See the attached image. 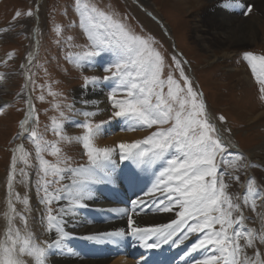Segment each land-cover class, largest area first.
Returning <instances> with one entry per match:
<instances>
[{"label": "snow or ice", "instance_id": "6c2138e0", "mask_svg": "<svg viewBox=\"0 0 264 264\" xmlns=\"http://www.w3.org/2000/svg\"><path fill=\"white\" fill-rule=\"evenodd\" d=\"M69 3L74 5L78 26L86 36V50L76 54V61L94 67L98 58L112 57L102 66L103 76H83L79 102L84 110L77 109L75 101L67 106L70 112L83 111L85 121L81 126L86 134L82 137V155L86 156V162L73 164L70 158H64L63 167L59 166L60 148L43 140L37 142L40 134L34 126L37 121L35 109L30 98H25L24 118L19 122L21 133L17 138L23 139L27 134L33 141L38 166L32 163L31 154L23 143L12 149L7 173V228L0 239V264H33L29 259L33 257L35 264H50L48 253L53 249L58 254L67 251L78 255L65 243L74 237L114 246L122 242L117 238L131 237L146 253L137 264H150L149 254L153 249H162L166 244L180 248L193 237L197 238L179 255V264H187L193 253L203 254L195 264H264V251L258 247L264 246V211L257 210L264 209V187L261 186L264 180L258 183L250 172L251 169H264V162L252 163L225 136L231 129L222 131L216 118L208 112L203 93L195 89L186 74L184 65L188 61L180 58L182 54L172 55L171 64H166L165 56L154 46L156 42L151 37L135 34L127 16L118 17L95 4H82L81 0H69ZM223 7L226 12L238 9L245 17L253 11V4L242 0L234 3L229 0ZM39 11V4L35 11L31 8L26 12L16 11L12 23L0 28V34L12 31L21 18L35 16L39 19ZM147 15L152 16V13L147 12ZM56 34L58 37L63 35L59 27ZM61 43L62 39H58L57 44ZM243 57L258 84L259 99L264 101V55L245 52ZM27 59L30 65L34 59L31 52ZM65 59L73 60L72 53ZM27 66L21 64L20 68L23 70ZM166 67L170 70L165 77ZM31 75L25 74V83L18 93L21 97L26 96L28 84L33 82ZM0 79L4 76L0 75ZM98 86L110 89L106 110L111 115L107 121L92 123L90 118L98 112L86 109L98 108L103 103L90 98ZM6 107V103L0 105V108ZM218 119L225 121L223 115ZM114 120L128 122L122 125V130L156 127L143 139L120 142L115 146H95L94 138L102 135L105 125ZM59 128V124L53 128L57 136H60ZM49 148L57 157L56 163L44 158L43 153ZM125 162L140 171L151 169L154 175L147 191L127 206L106 209L126 216V227L82 236L68 231L70 219L73 229L80 226V209L88 208L89 201L97 199L98 186L118 189L120 182L135 186V175L122 167ZM29 169L35 170L37 177L34 187L37 202L42 206L38 210L31 207L27 193L21 196L15 191L17 183L32 186ZM233 185H239L242 196L231 191ZM17 204L23 208L18 210ZM246 210L260 218L261 228L247 227L245 222L252 217L245 215ZM33 211L39 212L41 231L46 233L40 242H36L38 238L29 230V217ZM150 212L174 213L176 218L164 224L140 226V217ZM18 221L23 227L17 226ZM250 249L253 250L251 255ZM151 264H175V261L161 256Z\"/></svg>", "mask_w": 264, "mask_h": 264}, {"label": "rangeland", "instance_id": "374dc122", "mask_svg": "<svg viewBox=\"0 0 264 264\" xmlns=\"http://www.w3.org/2000/svg\"><path fill=\"white\" fill-rule=\"evenodd\" d=\"M214 2L215 0H81L82 4H95L101 10L114 13L118 17L127 16L129 26L135 34L151 37L156 42L154 46L165 56L166 64H171L172 55L181 53L184 58H180L188 61L184 65L186 74L195 89L204 92L207 110L216 118L218 126L222 131L225 128L231 129L225 135L234 144L238 143L242 147L238 149L247 157L249 154H253V157L256 154L255 159H250L252 163H260L263 162L258 155L263 150L264 115L259 119L251 117L256 114L254 110L264 108V101L259 99L258 84L243 54L251 52L254 55H264V9L258 10L251 2L253 11L250 15L256 18L254 40L218 46L212 40V35H207L213 26L207 20L209 6ZM36 4L40 5L39 19L35 16L21 18L20 24L12 31L0 34V72L8 73V78L0 87L3 95L0 105H8L0 108V183L9 171L12 149L17 144L23 142L25 149L31 154L32 163L38 166L33 141L27 134L23 139L17 138L21 133L18 122L24 118L25 98H30L35 109L37 121L34 126L40 134L37 142L43 140L60 148L59 166L63 167L64 158H70L73 164L86 162V156L82 155V137L86 130L81 126L85 118L80 112H70L67 106L75 101V92L81 91L83 76L105 74L81 65L75 59L77 53L86 50V36L78 26V16L74 14V5L69 0H41L39 3L36 0H0V28L9 27L14 13L18 10L26 12L31 8L35 11ZM146 7L157 15V20L147 15ZM66 12L68 15H65ZM232 13L243 15L238 9ZM57 27L63 34L62 37L57 36ZM214 28L217 30V27ZM240 28L236 29L242 31ZM197 30L200 31L198 35ZM69 37L72 39L69 40ZM58 39H62L59 45ZM33 43L36 44L34 59L22 70L20 65L25 64V57ZM69 53L73 55L71 61L65 59ZM9 56L12 58L9 59ZM169 70L167 67L164 69L165 77ZM26 73L32 74L33 82L28 84L26 96L21 97L18 93L25 83ZM175 75L178 77V73ZM245 75L250 80L244 78ZM97 88L96 92L102 98H107L109 87L101 88V91L99 86ZM103 92L105 96L102 95ZM77 105L75 102L76 108ZM110 115L111 112L106 110L103 116L96 115L90 120L92 123H99ZM220 115L225 117L224 122L219 121ZM56 124L60 125V136L53 132ZM155 127H138L134 130L137 135L134 140L143 139ZM43 155L52 163L57 162L51 148ZM28 171L32 186L29 188L21 184L17 192L23 196L25 191L27 194L34 191L32 198L37 201L34 187L36 173L32 169ZM250 172L257 182L264 180V169H251ZM261 186L264 187V184ZM237 187V194L242 196L243 190L239 185ZM252 214L250 210L245 211L246 216Z\"/></svg>", "mask_w": 264, "mask_h": 264}, {"label": "bare ground", "instance_id": "6f19581e", "mask_svg": "<svg viewBox=\"0 0 264 264\" xmlns=\"http://www.w3.org/2000/svg\"><path fill=\"white\" fill-rule=\"evenodd\" d=\"M41 0H36V3H39ZM229 0H215L214 3H212L209 6V14L207 20L209 23L213 26L210 27V30L207 35H212V40L216 42L218 46H224V45H231L235 44L236 42H250L254 40L256 36V29H255V20L256 18L253 15H249L245 17L244 15H235L232 12L236 9H231L228 12L225 11L223 5L227 4ZM234 3L235 0H232ZM242 2H253L258 10L264 9V0H242ZM144 6V4H143ZM145 8V6H144ZM146 10L151 12L149 9ZM238 12V11H237ZM152 15H154V18L157 20V15L151 12ZM217 21H219L217 23ZM157 22L160 21L158 20ZM161 25V24H160ZM215 27H217V30H215ZM199 27V26H198ZM242 28V31H239L236 28ZM240 28V29H241ZM166 31V29H164ZM200 31H196V34L198 35ZM203 41L206 42V39H203ZM36 42V41H35ZM203 42V43H205ZM205 46V45H204ZM36 44L33 43V46L30 48L29 52H31L34 55ZM28 52V53H29ZM28 53L25 57V65H28ZM179 53V52H178ZM181 54V53H179ZM224 55H227L226 53ZM182 58L183 55L181 56ZM112 58L108 57L107 55L102 56L95 60L94 64L95 66L92 67L94 70H97L98 72H103L102 66L106 64V60H111ZM0 75L4 76V79H0V87L3 84V82L8 78V73L0 72ZM250 78L245 75L244 78ZM98 89V88H97ZM97 91V90H96ZM97 93V92H96ZM81 91L75 92V102L78 104L77 109H82L83 105L80 104V98H81ZM2 91H0V99H2ZM90 98L97 99L99 101H102L103 103L99 104L98 108H89L86 110H93L97 111L99 116H103V114L106 112V109L108 107L107 101L100 96V94H92L90 95ZM83 115V111L80 112ZM254 117H251V119H259L264 115V108L263 109H256L254 110ZM67 124V123H66ZM127 121H120V120H114L112 123L105 125V128L103 130V134L100 136H97L94 138L93 143L95 146L98 147H105L109 145H114L116 143L120 142H129L137 138V135L134 134V130L138 127H129L126 130H122V125H127ZM69 126V125H68ZM227 138L228 135H225ZM231 139V138H229ZM232 140V139H231ZM233 142V140H232ZM238 144V143H237ZM242 148V147H241ZM261 155L260 159L264 162V140H263V150L260 152ZM253 154H249V159H255L252 156ZM259 158V157H258ZM258 162V161H257ZM128 166V168H133V174L135 175L136 182H135V189L134 194L132 196L129 195V190L126 191L124 186L125 182H120L118 189H113L112 187L108 185H100L96 188L97 192V199L94 201H89V207L91 208V212L94 214L98 210V212L102 213L106 211V209L110 207H124L123 204H119V199L115 196V194L119 195L122 194L124 198H126L129 203L132 199L139 196L142 192L147 191V189L151 186V183L154 179V175L151 169L140 171L139 169H135L130 162H125L122 166L123 169H125ZM10 170V168H9ZM130 172V170H129ZM8 173V172H7ZM7 173L4 176L2 182L0 183V239H3L4 232L7 228V217L5 216V213L8 212L7 203L9 199L8 189H7ZM150 178V179H149ZM259 183V182H258ZM21 186V184L17 183L15 185V191L17 192V189ZM23 186V185H22ZM132 187V188H134ZM263 187V186H262ZM23 188V187H22ZM33 190V189H32ZM238 187L237 185H233L231 191L234 193H237ZM26 193V191H25ZM34 191L32 193H28L30 198V205L34 210H38L41 208V205L38 204L36 199L32 198ZM24 194V193H23ZM21 195V194H20ZM32 203V204H31ZM17 209L20 210L23 208L22 205L17 204ZM104 206V207H101ZM86 208L80 209V215L78 219L80 220V226L78 228L73 229L71 227V219L69 220V226L68 231H71L74 233V235L82 236V235H89L96 232H110L119 230L121 228L126 227V216H115L114 219H110L107 216H98L97 219H99L98 222L93 223L92 221H89L84 215L83 211ZM258 211H264V209H257ZM248 211V210H247ZM252 219L246 221L247 227H255V228H261V222L260 218L253 213L251 215ZM174 213H148L147 215H144L140 217V226H154L159 224H164L170 222V219H175ZM108 220H112L109 221ZM147 222V223H146ZM17 226L23 227L22 222H17ZM29 230L33 233L35 237H37L36 242L43 241L45 239L46 233L41 231V225L39 224V212L33 211L31 216L29 217ZM197 237H193L192 240L188 241V244H191L195 241ZM120 239L122 242L119 244V246H115L112 248V254L106 255L108 250H102L100 256H93L91 258L82 256L85 251H79L78 248L80 246V243H85L87 247H91V242L85 239L80 238H72L70 240H67L65 243L67 247H70L74 253H77L78 255H74L73 253L64 251L60 254L57 253L55 249L51 250L48 253V257L50 260V264H132L131 260L128 259L124 255H120L121 251L125 249V247H132V249L136 246L137 242L132 241L129 242L127 237L126 238H117ZM76 241L77 245L73 246V241ZM261 251H264V246H260ZM118 249V250H117ZM172 249H176L172 247ZM179 249V248H177ZM144 250V249H143ZM118 251V252H117ZM253 250H249V254L251 255ZM113 255V257H111ZM119 255V256H118ZM0 259H2V254H0ZM33 261V264H35V258H29ZM179 263V260H178Z\"/></svg>", "mask_w": 264, "mask_h": 264}]
</instances>
